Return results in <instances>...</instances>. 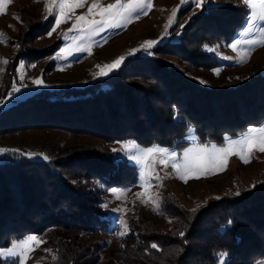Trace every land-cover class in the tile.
Wrapping results in <instances>:
<instances>
[{"label": "trees", "instance_id": "obj_1", "mask_svg": "<svg viewBox=\"0 0 264 264\" xmlns=\"http://www.w3.org/2000/svg\"><path fill=\"white\" fill-rule=\"evenodd\" d=\"M213 1L203 10L194 11L191 3L180 8L163 41L151 49L154 55L137 51L92 84L40 90L1 109L0 139L49 130L106 143L132 140L144 147L182 149L190 129L197 143L220 145L225 137L261 123L264 75L250 76L235 87H209L192 76L196 70L218 66L205 46L227 44L246 19L241 0ZM20 22L25 29L14 41L16 49L4 75L8 90L17 83L21 63L53 56L61 45L58 40L47 47L34 46L52 29V18L42 22L21 15ZM50 62L55 66V60ZM40 153L49 159L14 154L0 162V248L34 234L56 245V259L48 256L41 264H102L100 244L64 235L113 234L115 227L98 208L104 191L93 184L105 189L133 185L136 168L86 144L72 149L45 146ZM239 191L240 195L229 193L194 210L165 191L162 206L172 217L170 228L159 231L137 214L127 223L122 250L107 264H221L222 253L227 254V264L264 260V183Z\"/></svg>", "mask_w": 264, "mask_h": 264}, {"label": "rangeland", "instance_id": "obj_2", "mask_svg": "<svg viewBox=\"0 0 264 264\" xmlns=\"http://www.w3.org/2000/svg\"><path fill=\"white\" fill-rule=\"evenodd\" d=\"M220 1L221 0H215L212 3L217 4L220 3ZM114 2L115 0H103L104 5ZM90 3L91 0H88V3L85 4L83 8L77 9L75 14L81 15L86 13ZM188 4V0H185L183 5L181 4V0H152V8L148 11L146 16H141L138 20L132 21L126 28L110 30L103 33L101 36L95 37V40L98 41L101 46L93 47L91 49V54L87 52H77L67 60L53 59L57 51L53 56L43 60L33 63H23L25 67L18 73L17 83L13 84L11 89L8 90L6 89V78H4L7 64L16 49L14 41L19 37L20 32L25 29L20 22V16H29L35 20H41L42 22L52 18V27L55 25V18L53 15H47L46 17L44 12L45 0H40V2H34V0H10V3L5 6V13L0 15V33L3 34V42H0V99H6L13 87H19L21 91L15 94L6 104L0 106V110L17 104L40 90L84 87L106 77L99 76L98 65L102 67L105 64H110L121 56L127 59L133 55L130 54V51L132 49H140L145 41H157L156 44L163 41L165 27L168 24L169 17L172 15V11L174 9L179 10ZM239 5L247 10L246 22L250 11L244 0H241ZM192 9L194 11L198 10V8H195L193 5ZM72 22L73 21L70 20L68 23L61 24L51 37L46 35L39 38L34 42V46L36 48H43L58 40L61 43L60 47L64 46L65 41L63 39V34L68 32ZM245 22L242 27L234 33L227 44L210 46L216 50L210 54L215 56L218 60L219 64L214 69H220L219 74H214V69L196 70L192 74L195 79L200 83L203 81L202 84L209 87H235L250 76L264 75V47H255L247 62L243 64L236 62V54L228 47L233 41L241 39L239 33L245 27ZM169 28L170 27H168L167 30ZM247 38L251 39L254 37ZM224 56L231 57L232 59L225 60L222 58ZM4 59L7 60L6 64L2 62ZM51 59L56 61L55 66L50 65ZM21 75L24 77L23 82L20 80ZM37 78L44 82V86L36 87L32 84V81ZM261 127H264V121L257 125H250L241 133L235 136H227V138L233 140L239 139L246 134L249 129ZM127 141L132 140L119 142ZM184 141L186 142V146L182 149L169 148L156 144L147 147L139 146L143 148L158 146L179 155L184 149L192 146L193 143H197V139L192 130L191 133L189 130L186 132ZM80 144L90 145L103 153L125 159L130 165L134 166L137 171L136 182L130 186L110 187L105 189L101 184H93L94 188H102L104 191L98 197L100 201L98 208L101 216L107 220L108 224L115 227L113 234L86 235L84 233L71 232L64 235L68 240L75 239L84 244L93 242L100 244L102 264H107L108 260L118 254L123 248V239L126 234L123 236L120 234L122 231L121 219L127 224L130 218L141 213L155 229L166 231L170 228L172 217L165 213L162 206L163 194L165 191L171 192L185 208L194 210L198 206L217 200V197L219 199L226 194L236 193L241 188L244 190H251L254 185L262 182L264 183V153L259 151L253 152L250 161L246 164L241 162L236 156H231L223 171L215 175H209L206 178L189 179L187 183L178 179L171 167L165 168L163 165L157 164L155 165L154 171L158 173L160 179L158 181L153 180L152 187L149 189V191L155 195L157 201V204L154 206L150 202L142 203L141 198L137 197L136 194L142 192V188L139 186L141 183L139 166L129 161L127 157L122 154L113 153V148H120V143L118 142L106 143L87 136H68L60 132L49 130L28 131L0 139V149H16L24 153H40L42 147L51 145H59L62 149H72ZM12 155L14 154L11 151L7 154H0V162L12 157ZM34 158H40V156H34ZM114 189L117 194L123 193V195L117 198V196L112 194V190ZM103 205H107V207ZM28 236H36L39 240H42L43 243H40L34 250L29 251L28 257L25 258V264H41L48 256H53L52 251L56 246L54 240H43L34 234H29L25 238ZM4 249L8 248H0V250ZM0 260L7 261L12 259L0 257ZM255 264H264V260Z\"/></svg>", "mask_w": 264, "mask_h": 264}, {"label": "snow or ice", "instance_id": "obj_3", "mask_svg": "<svg viewBox=\"0 0 264 264\" xmlns=\"http://www.w3.org/2000/svg\"><path fill=\"white\" fill-rule=\"evenodd\" d=\"M34 2H40V0H34ZM184 2L185 0H181L182 5ZM188 2L195 8L203 10L209 0H188ZM244 2L250 14L245 22V27L239 33L241 39H237L228 45L232 52L236 54V62L239 64L247 62L255 47H264V0H244ZM9 3L10 0H0V15L5 13V6ZM87 3L88 0H45L44 12L46 17L47 15H53L55 18V25L46 34L48 37H51L61 24L68 23L70 20L73 21L68 32L63 34L64 46L59 48L53 59L67 60L77 52L91 54L93 47L101 46L95 40V37L101 36L110 30L126 28L132 21L138 20L141 16H146L152 8V0H115L114 3L107 5L103 4V0H91L87 7V12L76 15V10L83 8ZM177 11L178 9L172 11V15L169 17L168 24L165 27V33L167 28L175 22L174 17ZM180 27L183 28L184 25H180ZM247 37L254 38L249 39ZM0 42H3L2 33H0ZM156 43L157 41L152 40L145 41L140 49H132L130 54L143 50L148 55H154L151 49ZM205 50L209 53L216 51L208 46H205ZM222 58L225 60L232 59L227 56ZM125 59L126 57L121 56L110 64H105L102 67L98 65L99 76L109 75ZM2 62L6 64L7 60L4 59ZM24 67L23 63H21L16 69L17 73H20ZM213 71L214 74L218 75L220 69L217 68ZM23 79L24 77L21 75V82H23ZM32 84L36 87L44 86V82L39 78L34 79ZM20 91L19 87H13L6 99H0V106L6 104ZM189 132L191 133V129ZM118 143H120V148H113V153H120L139 166L141 182L139 186L142 188V192L137 193V197L141 198L142 203L150 202L155 206L157 204L155 195L149 191L152 187V181L160 179L158 173L154 171L155 165H163L165 168L171 167L176 177L184 183H187L189 179L206 178L209 175L218 174L225 169L231 156H236L241 162L246 164L250 161L253 152L264 153V127L251 128L239 139L233 140L225 137L224 143L220 145L193 143L192 146L184 149L179 155L158 146L143 148L134 141ZM9 151L15 155L27 156L28 158L40 156L45 160L49 159L43 153H24L16 149H0V154H7ZM112 194L117 196V198L123 195V193L117 194L115 189L112 190ZM240 194L239 190L235 193V195ZM103 206L107 207V205ZM120 223L122 227L120 234L123 236L127 234L128 226L123 219H121ZM230 223L231 221H229ZM178 234L183 237L184 232L180 231ZM40 243H43V241L36 236H28L25 239L13 241L10 248L0 250V257L18 261L19 264H25V258L28 257L29 251L34 250ZM151 247L157 249L155 243ZM226 255V253L220 255L221 264H227ZM53 259H56L55 255Z\"/></svg>", "mask_w": 264, "mask_h": 264}]
</instances>
